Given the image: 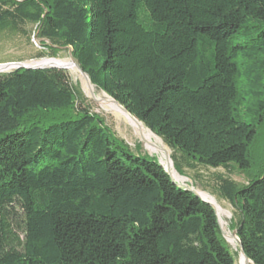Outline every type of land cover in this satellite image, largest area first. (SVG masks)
I'll list each match as a JSON object with an SVG mask.
<instances>
[{"label":"trees","instance_id":"obj_1","mask_svg":"<svg viewBox=\"0 0 264 264\" xmlns=\"http://www.w3.org/2000/svg\"><path fill=\"white\" fill-rule=\"evenodd\" d=\"M73 58L103 91L219 178L264 264V0H0V35ZM263 140V141H262ZM135 154L65 68L0 73V264H238L215 208Z\"/></svg>","mask_w":264,"mask_h":264},{"label":"rangeland","instance_id":"obj_2","mask_svg":"<svg viewBox=\"0 0 264 264\" xmlns=\"http://www.w3.org/2000/svg\"><path fill=\"white\" fill-rule=\"evenodd\" d=\"M27 31L28 32L24 35H0V64L19 62L33 63L35 61L42 60L34 58L38 51L42 50V46L40 45L41 41L37 39V36L33 35L32 26H29L27 28ZM56 58L62 61H72L73 59L71 57V49L67 47L60 48L58 56ZM13 69L14 68H11L10 70ZM67 70L69 71L72 80L79 84V86L85 93V96L87 97V103L90 105L91 111L100 114L105 119L106 124L113 129L116 135L124 139L130 145L131 150L135 154H147L148 158L154 157L164 167H166V155H168L173 160L172 156L175 152L165 144L162 138L155 135V141L159 147L156 150L150 149L148 145L143 141L140 133L135 131L134 127L130 124V122L124 115L107 109L94 98V93L97 96H105V93L103 91L95 87L94 92L91 88V86L94 85L88 83L84 75L75 66L72 68H68ZM262 132H264V130ZM263 136L264 135L261 136V139H263ZM176 155L178 159L183 163L185 172L184 174H180L177 169V174L171 172L174 180L182 186L185 185L193 188L198 193H209L218 200V202L224 207L227 212L226 215L221 216L219 215L217 210L220 227L225 234V238L231 246L233 252H235L236 255L238 252V264H253L252 262L245 261L244 257L241 254V250L238 246L237 241L232 237L233 232L236 230L234 228L235 220L233 218L234 208L227 200L221 198L216 192L220 177L231 178L238 184L244 185L248 182L249 176H251V174L241 170L236 164H231L228 168H212L194 163V161L188 160L183 157L181 153H176ZM253 155L254 160L256 161L258 166L259 161L261 159L264 160L263 142L260 143V146L257 147L256 145L254 147Z\"/></svg>","mask_w":264,"mask_h":264},{"label":"bare ground","instance_id":"obj_3","mask_svg":"<svg viewBox=\"0 0 264 264\" xmlns=\"http://www.w3.org/2000/svg\"><path fill=\"white\" fill-rule=\"evenodd\" d=\"M41 63L42 64L43 63L55 64V65H58V66H63L65 68H67V69L68 68H72V67L75 66V61L74 60H72V61H62L60 59H57L55 61L42 60ZM5 70L6 69H4L3 66H0V72H3ZM91 88L95 92V86H91ZM94 98L102 106H105L107 109H110V110H112V111H114L116 113L124 115L127 118V120L130 122V124L134 127L135 131L140 133V135L142 136L143 141L148 145V147L150 149H152V150L158 149L159 146L157 145V143L155 141L157 135L155 133H153L151 130H149L143 123L139 122L138 120L133 119L121 107H119L116 103H114V101H113V99L111 97H109L107 94H105V96H103V97L102 96H97L94 93ZM166 156H167L166 168L170 172H172L174 174H177L174 161L168 155H166ZM200 194L205 200L210 201L212 204H214L216 206L219 215L223 216V215L227 214V212L224 209V207L218 202V200L213 195H211L209 193H206V192H201Z\"/></svg>","mask_w":264,"mask_h":264},{"label":"water","instance_id":"obj_4","mask_svg":"<svg viewBox=\"0 0 264 264\" xmlns=\"http://www.w3.org/2000/svg\"><path fill=\"white\" fill-rule=\"evenodd\" d=\"M71 57L72 59L75 61V67L80 70V72L84 75V77L87 79L88 83L92 84L89 76L83 71V69L81 68V66L78 64V62L73 58L72 56V52H71ZM42 60H49V61H55L57 60L56 58H45V59H42ZM42 60H39V61H35L34 63H5V64H0V66H3L4 69H6L5 71L3 72H9L11 71L10 69L11 68H14V69H18V68H27V69H35V68H56V67H59V68H65L63 66H58V65H55V64H46V63H41ZM67 69V68H65ZM1 73V72H0ZM113 99V98H112ZM114 103H116L119 107H121L127 114H129L133 119L135 120H138L134 115H132L128 110L127 108H125L124 106H122L118 101H116L115 99H113ZM139 121V120H138ZM140 122V121H139ZM142 123V122H141ZM160 163V162H159ZM161 164V163H160ZM162 165V164H161ZM163 166V165H162ZM164 167V166H163ZM165 170L167 171V173L172 177V179L174 180L171 172L166 168L164 167ZM175 181V180H174ZM176 182V181H175ZM177 183V182H176ZM185 186V185H184ZM187 187L190 191L194 192L196 195H198L199 197H201L203 200H205L200 193H198L196 190H194L193 188H190L189 186H185ZM206 202H208L210 205H212L216 212H217V209L216 207L214 206V204H212L210 201H207L205 200ZM218 215V213H217ZM223 232V231H222ZM224 237H225V234L223 233ZM232 237L237 241L238 243V246L241 250V254L242 256L244 257L245 261L246 262H252L249 257L245 254L244 252V249H243V246H242V243H241V240L239 239L238 235H237V232L236 230L233 232L232 234ZM253 263V262H252Z\"/></svg>","mask_w":264,"mask_h":264}]
</instances>
